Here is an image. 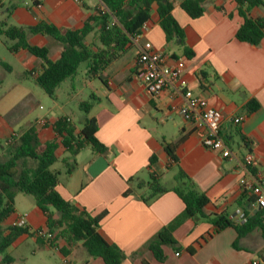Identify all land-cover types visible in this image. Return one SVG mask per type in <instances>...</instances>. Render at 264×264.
Instances as JSON below:
<instances>
[{
    "label": "crops",
    "instance_id": "crops-1",
    "mask_svg": "<svg viewBox=\"0 0 264 264\" xmlns=\"http://www.w3.org/2000/svg\"><path fill=\"white\" fill-rule=\"evenodd\" d=\"M171 1L172 14L184 29L186 45L194 52V57L185 59L175 40L167 42L155 7L148 22L150 28L146 39L157 50L174 59L185 60L188 87L195 95L207 98L222 113V135L235 157L222 158L218 152L202 146L197 127L177 112V107L183 102L181 98L171 99L169 92L158 97L147 93L137 80V48L131 45L101 73L106 83L99 79V100L90 111V118H95L97 123V138L112 152L102 155L89 146L84 147L75 157L74 171L64 182L60 180L56 189L65 200L92 215L106 212L100 223V232L108 242L125 252L126 259L122 264H251L253 261L262 264L259 254L264 250V238L259 230L238 241L234 228L214 234L213 226L205 221L188 219L180 224L173 237L182 250L178 252L174 247L163 246L164 262L157 261L145 247L184 210V203L172 191L150 204L143 201L148 190L137 189L136 184L148 181L150 167L161 184L162 178L170 179V184H163L168 187L174 185L175 175L181 168L209 198L205 212L226 213L232 220L243 214L238 200L243 191L241 180L248 178L240 160L252 153L256 158L255 168L264 173V39L257 46L237 39L236 33L243 19L234 0H205L202 3L204 14L198 18L190 17L181 8L183 0ZM96 7L97 0L82 4L75 0H0V21L15 26H35L46 22L60 30H77L95 14ZM252 16L264 17V10L255 8ZM91 40L92 35L87 41ZM28 41L55 49L54 57L49 50L52 60L58 59L63 50V46L49 36L30 35ZM172 46L178 52L169 51ZM13 54L26 58L28 53L19 51ZM29 61L26 75L27 72L41 73L42 61L36 57L35 61ZM7 69H10L8 65ZM12 100L13 97L8 96L2 110L9 112ZM254 100L260 108L248 114L247 105ZM61 117H67L75 124L69 115ZM42 118L47 119L46 126L36 127V121L41 119L37 118L27 128L18 131L8 122L1 121L0 114V136L7 143L12 133L20 135L21 131L34 126L42 142L49 140L55 136L50 122L59 118ZM236 118L241 122L236 123ZM238 127L247 143L240 138ZM164 140L175 145L177 163L166 153ZM8 149L1 147L0 161L6 159ZM64 156V150L60 148L58 157ZM152 156H156L154 164L150 162ZM132 178L135 181L130 183ZM127 190L130 193L124 195ZM20 195L15 198V212L8 220L13 222L24 218L25 227L35 234L23 235L14 244H22L29 237L37 243L36 231L48 230L46 215L35 203L28 211L20 209ZM249 209L258 210L252 205ZM236 241L237 248L234 246ZM64 245V240H58L57 249L41 246L56 250L68 264H105L101 258H90L81 245L72 248L70 255L64 257L59 251ZM187 248H192L193 253Z\"/></svg>",
    "mask_w": 264,
    "mask_h": 264
},
{
    "label": "trees",
    "instance_id": "trees-1",
    "mask_svg": "<svg viewBox=\"0 0 264 264\" xmlns=\"http://www.w3.org/2000/svg\"><path fill=\"white\" fill-rule=\"evenodd\" d=\"M108 9L89 17L82 28L77 30H60L56 26L41 22L35 26H15L6 21H0V38L12 53L26 51L42 61L41 73L27 72L34 78L36 84L50 97H55L56 89L66 80L73 79L82 63H86V76L98 78L103 83L101 73L106 70L118 57L132 45V38L140 33L141 27L151 20L152 10L156 9L159 24L165 33L167 42L175 40L182 48L185 59L194 57V52L186 45L184 29L172 14L171 0H100ZM205 0H183L181 8L192 18L204 14L202 3ZM243 23L237 30L239 41L257 46L264 39V17L252 16L255 8L264 10V0H234ZM30 35H45L53 38L63 46L56 60L49 57V49L45 46L33 45L28 41ZM92 35V40L87 41ZM7 68L5 63H0ZM99 98L91 94L89 101L80 104V109L89 114ZM260 108L258 102L251 101L247 105L250 114ZM50 126L55 136L42 142L34 126L20 134V137L9 145L8 156L0 161V253H5L15 241L23 236H33L25 226H4L15 210V198L18 194L31 196L36 206L46 215V227L54 239L48 241L43 236H36L37 243L56 247L58 240H64L65 245L59 249L64 257H68L72 248L81 245L90 258H101L105 264H122L126 259L125 252L117 245L108 242L100 232L101 220L106 215L102 212L92 215L74 203L65 200L57 191L60 184V172L53 168L61 163L66 173L71 174L75 167L76 155L86 146L102 155L112 150L105 146L96 136L97 123L95 118L86 117L82 128L77 131L75 124L67 117L51 121ZM240 138L247 143L246 138L238 127ZM164 148L170 159L178 162L175 145L164 140ZM63 148L65 156L58 157V150ZM72 160V162H71ZM156 156L150 159L151 164ZM255 170V169H253ZM175 183L168 187L160 183L156 173L149 169L147 182L138 181L137 189H147L143 197L146 204L166 192H174L184 203V210L172 223L163 227L147 244L148 249L157 261L166 259L163 246H171L176 251L177 246L173 237L174 230L185 220L194 222L205 221L213 226L214 234L227 228H234L239 239L255 230H259L264 238V208L248 214V208L255 203V195L243 190L238 204L248 215L245 223L238 224L226 213L207 214L206 206L210 203L205 193L201 192L192 178L179 168L175 175ZM135 179L129 180L130 183ZM129 190L124 195H128ZM237 241L234 243L236 245ZM187 251L193 253L192 248ZM264 262V250L259 254ZM13 258L5 255L2 264H11Z\"/></svg>",
    "mask_w": 264,
    "mask_h": 264
},
{
    "label": "rangeland",
    "instance_id": "rangeland-1",
    "mask_svg": "<svg viewBox=\"0 0 264 264\" xmlns=\"http://www.w3.org/2000/svg\"><path fill=\"white\" fill-rule=\"evenodd\" d=\"M4 40L0 38V63H5L10 69L0 64L1 121L8 122L15 130L20 131L27 128L37 118L47 116L49 119H56L67 114L73 119L76 127L81 129L85 118H90L92 113L86 114L80 109V104L84 101H89L91 94L98 97V89L101 86L99 79L89 80L86 78V63L80 65L73 79L66 80L56 89L55 97L53 98L46 94L31 76L26 75V66L29 64L30 59L35 61V57L28 52L26 58L13 54L5 46ZM48 48L51 51V57H54L56 54L55 49L52 47ZM168 50L178 52L174 46ZM8 96L13 97L11 101L12 109L9 112H5V110H2V106ZM1 147L5 150L10 148L2 136H0V152ZM6 156H8V151ZM53 168L61 173L60 180L64 182V179L68 176L66 168L61 163H56ZM161 182L170 184V179L164 177ZM34 203V199L31 196L22 194L18 199V207L25 211L33 207ZM12 223L8 220L4 226L7 227L12 225ZM47 233L50 232L47 231ZM52 235L55 236V234ZM45 239L48 241V238ZM55 248H58L57 245ZM5 255L13 258L11 264H68L63 261L59 252L42 247L31 237L22 244H13L5 253H0V264H2Z\"/></svg>",
    "mask_w": 264,
    "mask_h": 264
},
{
    "label": "built area",
    "instance_id": "built-area-1",
    "mask_svg": "<svg viewBox=\"0 0 264 264\" xmlns=\"http://www.w3.org/2000/svg\"><path fill=\"white\" fill-rule=\"evenodd\" d=\"M82 4L90 0H75ZM97 10L100 13L108 11L106 6L97 0ZM149 23L146 22L140 29V33L132 38V46L137 48L136 58V77L139 83L143 85L148 94L158 97L165 92L170 93V98H181L182 104L177 107L179 115L187 122L197 127L201 144L204 148L218 152L222 158L233 159L235 154L222 135L223 115L214 108L209 100L202 95H195L188 87L185 78V60L174 59L166 53L157 50L153 44L146 39L149 31ZM236 123L241 119L236 118ZM48 123L47 119L41 118L36 121V127H44ZM20 135L12 133L7 140V145H12ZM256 158L252 153L246 154L240 165L246 170L248 178L241 180L243 190L251 191L255 195V203L252 204L255 209L264 208V173L255 168ZM255 169V170H253ZM248 214L254 210L249 209ZM248 215L243 214L239 219L234 220L241 224L247 221ZM12 226H25L24 218L13 221ZM48 230H37L36 236L54 239ZM49 232V231H48ZM251 264H259V261H253Z\"/></svg>",
    "mask_w": 264,
    "mask_h": 264
}]
</instances>
